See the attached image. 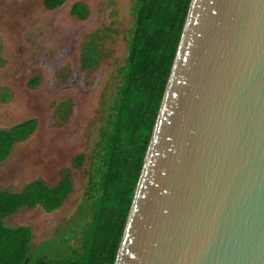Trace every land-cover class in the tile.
Segmentation results:
<instances>
[{
	"label": "water",
	"instance_id": "water-1",
	"mask_svg": "<svg viewBox=\"0 0 264 264\" xmlns=\"http://www.w3.org/2000/svg\"><path fill=\"white\" fill-rule=\"evenodd\" d=\"M115 264H264V0H191Z\"/></svg>",
	"mask_w": 264,
	"mask_h": 264
},
{
	"label": "rangeland",
	"instance_id": "rangeland-1",
	"mask_svg": "<svg viewBox=\"0 0 264 264\" xmlns=\"http://www.w3.org/2000/svg\"><path fill=\"white\" fill-rule=\"evenodd\" d=\"M133 2L66 0L55 11L43 9L40 0L0 3V46L5 51L0 67V129L37 121L35 132L16 143L9 158L0 163V187L14 192L43 181L54 188L69 177L73 188L51 213L38 205L19 212L15 220L7 218L9 228L32 229V260L55 261L67 252L66 243L77 248L85 221L92 218L88 215L90 156L121 84ZM77 3L88 9L85 21L71 14ZM96 34L101 37V60L94 69L84 70L82 49ZM37 77L39 83L33 86ZM80 155L86 160L77 167ZM9 169L14 174L4 178L3 171Z\"/></svg>",
	"mask_w": 264,
	"mask_h": 264
},
{
	"label": "trees",
	"instance_id": "trees-1",
	"mask_svg": "<svg viewBox=\"0 0 264 264\" xmlns=\"http://www.w3.org/2000/svg\"><path fill=\"white\" fill-rule=\"evenodd\" d=\"M66 0H45L56 10ZM191 0H134L133 24L126 34L127 58L121 84L112 99L105 126L93 154L88 215L77 248L65 244L66 253L48 261L32 260V229L9 228L4 219L22 208L42 206L51 213L59 209L72 192V180L65 177L54 188L43 181L30 184L22 193L0 192V264H115L127 217L134 198L152 133L179 46ZM71 14L85 21L88 9L77 3ZM109 33L117 31L108 29ZM82 49L84 70L100 63L99 34ZM1 50V48H0ZM1 64V56H0ZM39 79L33 83L36 86ZM4 95V99H8ZM29 120L11 129H0V163L17 142H24L36 130ZM86 158L77 157V167ZM86 216V214H85Z\"/></svg>",
	"mask_w": 264,
	"mask_h": 264
},
{
	"label": "crops",
	"instance_id": "crops-1",
	"mask_svg": "<svg viewBox=\"0 0 264 264\" xmlns=\"http://www.w3.org/2000/svg\"><path fill=\"white\" fill-rule=\"evenodd\" d=\"M8 1H12V0H0V3L2 4V3H6V2H8ZM41 1V3H42V6H43V9H47L46 7H45V0H40ZM64 5V4H63ZM62 5V6H63ZM61 6V7H62ZM61 7H59V8H61ZM58 8V9H59ZM48 10V9H47ZM57 10V9H56ZM49 11H55V10H49ZM8 24L9 23H5V25H7L8 26ZM0 48H1V50H0V56H1V60H2V58H3V51H4V47L1 45L0 46ZM5 52V51H4ZM0 67H2V64H0ZM36 80H38L39 78L37 77V78H35ZM17 143H19V142H17ZM16 145V144H15ZM14 148V147H13ZM13 150V149H12ZM10 156V155H9ZM9 158V157H8ZM7 158V159H8ZM6 159V160H7ZM5 160V161H6ZM14 172H15V170L14 169H9V170H7L6 172L5 171H3V175L2 176H4V178H7L8 177V175H7V173H9V174H14ZM9 178V177H8ZM36 182V181H35ZM32 183H34V182H32ZM32 183H30V184H32ZM45 183V182H44ZM29 184V185H30ZM46 184V183H45ZM29 185H27L25 188H23V189H20V190H17V191H14V192H11V191H9V190H6L5 188L3 189V188H1L0 187V192H4V193H11V194H18V193H22V192H24V190L29 186ZM47 185V184H46ZM48 186V185H47ZM50 187V186H49ZM52 188V187H51ZM24 209H28L27 207H25V208H22L20 211H18L17 213H14V214H11V215H9V216H7L5 219H4V223L6 224V220H7V218L8 219H10V221L11 220H15V218L17 217V214L19 215L20 213L19 212H21V211H23ZM10 227V226H9ZM23 227V226H22ZM13 228H15V227H13ZM17 228V227H16ZM19 228V227H18Z\"/></svg>",
	"mask_w": 264,
	"mask_h": 264
}]
</instances>
